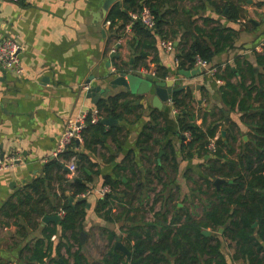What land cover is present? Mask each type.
I'll return each instance as SVG.
<instances>
[{
  "label": "crops",
  "instance_id": "crops-1",
  "mask_svg": "<svg viewBox=\"0 0 264 264\" xmlns=\"http://www.w3.org/2000/svg\"><path fill=\"white\" fill-rule=\"evenodd\" d=\"M106 1L0 0V36L11 37L21 43L25 68L24 74L19 75L0 66V149L5 155L22 156L16 165L0 172V264L40 263L39 259L32 258L37 239L47 241L50 229H59L58 223L45 221L44 217L55 214L63 207L65 196L74 206L81 199L87 201V214L82 220L79 242H71L75 248L81 246L90 261H101L110 245L109 235L115 232L125 236L122 225L126 216L121 215L131 208L126 203L129 198L126 193L137 194V198L132 200L135 207L141 204L143 210H150L156 193L163 188L150 171L160 164L165 166L162 171L164 182L169 183L163 195L172 192L176 195L175 203L179 208L191 207L193 213L202 214L204 203L195 202L202 201L204 195H195L193 188H196L195 180L202 183L203 177H208L204 162L215 156L210 154L203 159L202 154L196 153L194 158L184 160L180 148L187 135L181 132L180 109L169 100L162 108L154 106V91L140 94L128 87H113L110 81L118 73L141 77L145 69L165 73L164 80L156 75L154 79L168 82L173 89L192 90L194 100L191 107L198 125L207 128L212 123H219V135L222 136L221 131L226 130L225 141L233 135L237 136V147L240 141L250 140L248 136L252 124L245 117L249 110H243L239 103L245 100V104L259 105L255 101L257 91L249 97L253 83L249 65L254 67L256 85H259L258 74L264 75V65L257 57L258 52L264 53V0H234L244 10V16L237 21L218 11L222 0H166L164 9L173 12L167 15L168 24L164 29L168 31L167 37L173 41L174 49H166L164 39L157 35L156 44L146 48L149 52L147 67L141 65L137 69L133 68L136 54L130 46L136 39L134 31H126L125 27L117 36L107 20L110 9L123 0L114 1L108 11L105 9ZM196 25L204 32L196 31ZM216 27H221L224 34L234 33L232 46H226L209 62L219 68L223 78L210 75L197 62L193 66L187 64L182 67L178 59L181 52L178 43L185 45L186 41L191 43L199 39L215 48L212 43L221 38ZM173 30H178L179 34L175 35ZM190 30L191 34L183 35ZM120 40L122 43H119ZM118 62L124 65L126 72H112ZM227 66L231 67L232 74L226 70ZM228 81L234 85L232 89L227 86ZM97 86L102 87L96 92L99 97L88 96V90ZM258 88L263 91L264 84ZM117 95H123L117 110L120 118H115L111 125L103 123L106 132L110 133L104 143L93 144L90 149L86 146L84 134L92 142L93 130L83 133L74 148L79 159L74 156L65 162L67 166L75 161L76 173L52 167L51 178L43 182L46 189L42 187L35 192L32 186L46 175V164L58 160L52 154L68 121L84 110L98 108L99 103ZM233 99L236 104H233ZM169 144L177 151V171L173 168ZM146 177L157 190L154 192L145 188L142 195V191H136V185L145 182ZM108 178L119 181L116 190L123 202L114 199L113 204L99 212L97 204L102 199L99 194L92 193L87 198L74 194L75 181L95 188L106 185ZM26 193L32 195L31 202H25ZM178 199L188 201L190 205L179 204ZM8 203L16 205V208ZM135 207H132L131 215L136 213ZM200 207L201 211H198ZM109 209L111 213L105 215ZM20 210L23 213L32 212L26 217ZM62 212L59 211L61 218ZM32 216L33 220L29 221ZM148 219H153L152 212L148 213ZM96 232L104 237L106 243V252L97 259L90 249L95 243L92 237ZM59 236V233L52 235L53 249L50 254L52 258L62 260L55 250ZM230 242L226 239L224 242V247L226 245L230 249L228 257L235 252V244L232 243L230 248ZM47 247L49 244L46 243ZM61 253L67 256L65 247H62ZM232 263L245 264L243 260Z\"/></svg>",
  "mask_w": 264,
  "mask_h": 264
},
{
  "label": "trees",
  "instance_id": "trees-1",
  "mask_svg": "<svg viewBox=\"0 0 264 264\" xmlns=\"http://www.w3.org/2000/svg\"><path fill=\"white\" fill-rule=\"evenodd\" d=\"M222 1L223 3L217 7L221 14H226L234 21L240 20L244 16V10L238 2L234 0ZM165 2L166 0H123L116 3L108 13L107 20L111 22L110 28L117 36L131 22V12H136L147 5L155 15L156 31L146 28L140 21H136L132 26L136 36L134 42L130 43L136 54L133 61L134 69L141 65H144V68L147 67L146 60L149 52L146 48L156 44L157 35L164 40H168V31L164 29V26L168 24L167 15H171L173 10L164 9ZM172 17H175V15ZM194 28L198 32H204L197 25ZM215 29L218 30L221 37L220 40L212 43L215 48L204 44L199 39H195L191 43L186 41L185 45H183V42L178 43L181 48L178 59L182 67L187 64L193 66L196 63L197 56L210 62L216 53L224 50L226 46H232L234 33L224 34L225 31L221 27ZM173 31L175 35L179 34L178 30ZM189 34H191V30L188 34L183 35ZM187 44L190 45L187 46ZM257 57L259 62L264 65V53L258 52ZM116 64L118 72H126L123 70L124 65L122 63L118 62ZM249 67L250 69H248L253 75L249 97L251 98V94L257 91L255 101H258L259 105L255 107L254 104H245V100L239 103L243 110H249V112H246L245 117L251 120L252 128L249 132L251 135L250 140L240 141L238 147L236 145L238 142L237 136L233 135L225 141L219 135V123H212L207 128H203L195 122V112L191 107L194 99L190 88H183L174 92L171 96L176 107L180 109L181 132L183 134L190 133V137H184L180 148L184 160L194 158L196 153L202 154L203 159L206 155L213 154L215 156L206 159L204 162L206 165L204 171L208 177H203L204 181L202 183L189 177L191 180H195L196 188H193L195 195H206L200 201L201 203L204 202L202 214L193 213L191 207L179 208L175 203L176 195L172 192L163 195L169 183L164 182L162 171L165 170V166L160 164L153 171H150L158 180V183L163 185V188L156 193L157 196H155L150 210H143L141 204L135 207L132 200L137 198V194L126 193L129 196L126 203L131 208H128L121 215L126 216L125 223L122 225L125 236L122 233L118 235L115 232L109 235L110 245L101 261H90L81 246L75 248V244L71 242V240L79 242V233L83 227L82 220L86 218L87 214V201L81 199L75 206L70 205L68 196H65L63 207L53 214H59V211L64 212L58 222L59 229L58 227L50 229L46 235L47 241L37 239V248H33L32 258L39 259V264H232V262L240 260H243L245 264H264V90L260 91V88H258L259 85L263 86L264 84V75L258 74L259 85H256L253 73L254 67L251 65ZM226 70L232 74L230 66H227ZM216 75L218 79L223 78V75L219 72ZM156 76L163 80L166 78L165 73L157 71ZM227 86L231 89L234 87L230 81L227 82ZM122 97L123 95L113 96L99 103L97 107L100 113L105 118L119 119L120 115L117 110L119 100ZM236 102L233 99V104H236ZM105 128L106 126L102 121L92 123L91 117L87 118V127L84 133L91 130L94 133L92 142L84 134V141L88 148L92 149L93 144L104 143L106 137L110 134L106 132ZM213 139L216 141L215 152L209 149V144ZM76 144V141H74L68 150L63 153V161L55 160L46 164L44 169L46 175L35 181L36 183L32 186L35 192H39L42 187L46 189L47 186L43 182H47L51 178L52 167H59L62 170L65 169L66 160H70L74 156L79 159V154L74 150ZM169 146L171 147L170 153L173 155V168L177 171L179 168L177 151L172 144H169ZM218 178L226 181L217 186L215 181ZM60 179L63 178L60 177ZM89 180H92V177H89ZM105 182L106 185L112 187V192L99 200L97 204V211L99 212L113 204L114 199L123 202L122 197L119 196V191L116 190L119 181L108 178ZM152 183L150 178L146 177L145 182L137 183L136 191H142V195H144L145 188L148 191L155 192L157 187L151 185ZM73 185L75 195H81L91 188L87 184L76 181ZM25 195V202H31L32 195L29 193ZM141 198L139 202H141ZM160 202L162 205L156 211V206ZM9 205L16 208L14 204ZM132 207H135L136 213L131 215L130 212L134 210ZM31 212L25 211L23 213L20 210V213L26 214V217L29 214L31 215ZM150 212L153 213L152 220L148 219V213ZM110 213V209L107 212L105 211V215ZM33 218L32 216L29 221ZM221 228H223V232H220ZM204 230H210L211 234L205 235ZM57 233L60 236L55 250L57 256L61 257L62 260L52 258L50 254L53 249L51 237ZM216 233L220 235H216ZM118 239L128 247L129 255L116 248ZM225 239L231 241L229 243L230 248L232 243L235 244V252L230 257L223 252ZM46 243L49 244L47 248H45ZM62 247L66 248L67 256L61 253ZM45 259H50V261H45Z\"/></svg>",
  "mask_w": 264,
  "mask_h": 264
},
{
  "label": "built area",
  "instance_id": "built-area-1",
  "mask_svg": "<svg viewBox=\"0 0 264 264\" xmlns=\"http://www.w3.org/2000/svg\"><path fill=\"white\" fill-rule=\"evenodd\" d=\"M130 16L132 20L126 25V31H131L132 26L136 21H140L146 28L152 31H156V18L149 6L144 5L140 10L131 12ZM108 23L110 24V22ZM119 43H122V40H120ZM163 45L169 51H172L174 49V43L171 40H164ZM22 51L23 46L16 39L0 36V66L2 68L11 73L23 75L25 72V68L22 64ZM196 62L198 65L204 67L212 76L216 75L219 72V68L217 66L210 65L207 60L201 58L200 56H197ZM112 72H118L117 68L113 67ZM143 73V75H156L154 71L151 72L147 69L143 70ZM118 74L120 75V73ZM169 103H173V100L171 98L169 99ZM177 112L178 110L176 109L175 113ZM89 116L91 117L92 123H98L104 119V116L100 113L99 109L92 107L91 109L84 110L75 119L68 121L64 131L58 139L56 149L52 154L53 158L63 161L62 155L68 150L69 146L73 144L74 141L82 139L84 130L87 127V118ZM186 135L190 136V133L187 132ZM209 149L212 152L216 151V141L214 139L210 142ZM21 160L22 156L20 154L5 155L0 149V172L13 167L17 162ZM67 167L72 172V174L76 173L77 164L75 161L68 163ZM111 192L112 187L110 185H103L101 187H91L85 193H82L79 196L81 198H87L92 193H97L101 197H104ZM60 214L63 215L64 212Z\"/></svg>",
  "mask_w": 264,
  "mask_h": 264
},
{
  "label": "water",
  "instance_id": "water-1",
  "mask_svg": "<svg viewBox=\"0 0 264 264\" xmlns=\"http://www.w3.org/2000/svg\"><path fill=\"white\" fill-rule=\"evenodd\" d=\"M116 0H107L105 9L108 11L112 5V3ZM119 56V54L117 55ZM110 84L113 87L117 86H124L130 88L133 92L135 93H140V94H147V93H152L154 91V99H153V104L154 106L158 108H162L164 105L165 101H168L173 92L181 90V88L173 89L171 87V84H168V82H159L154 79V76L152 74H147L141 76H137L136 74H126V73H121L120 75L116 76L114 79H111ZM102 87L97 86V87H92L91 89L88 90V96L91 97H99L98 94H96L97 91H101ZM109 91V90H108ZM94 102L97 104L98 100H94ZM227 116H229L228 113H226ZM114 121H116L115 118H104L102 120L103 123L106 125H111ZM228 121V117H227ZM221 135L223 139H226L227 136V131L222 130ZM247 139V137H245ZM65 169L69 170L68 167L65 165ZM225 179L218 178L215 181V184L219 185L220 183L225 182ZM45 221H53L58 223L61 220V216L59 214L56 215H48L44 217ZM221 232L223 229L220 230ZM203 233L205 235H210L211 231L210 230H204ZM116 248L121 249L123 252L127 253L128 255L130 254V251L128 247L120 240L118 239L116 243Z\"/></svg>",
  "mask_w": 264,
  "mask_h": 264
},
{
  "label": "rangeland",
  "instance_id": "rangeland-1",
  "mask_svg": "<svg viewBox=\"0 0 264 264\" xmlns=\"http://www.w3.org/2000/svg\"><path fill=\"white\" fill-rule=\"evenodd\" d=\"M249 137H250V135L248 136V139H249ZM159 188V187H158ZM159 189H162V188H159ZM157 196V195H156ZM206 197V195H204V198ZM198 202H200L199 200H197V202H195V204L196 203H198ZM178 203L180 204H183L184 205V203L186 204V205H190V202H188V201H185V200H182V199H178ZM204 203V202H203ZM203 203H202V205H203ZM161 202L158 204V208L160 209V207H161ZM148 206H149V204H148ZM149 208V207H148ZM198 211H201V207L200 208H198ZM218 233H216V235H217ZM93 240L95 241V243L92 245V248H91V246H90V249L92 250V254L95 256V258L97 259V258H100L105 252H106V243H105V240H104V237L99 233V232H96V234L95 235H93ZM96 242H97V244H96ZM230 252V249L229 248H227L226 247V245H225V247H224V253L226 254V255H228V253ZM229 256V255H228ZM232 264H234V263H232ZM239 264V263H238Z\"/></svg>",
  "mask_w": 264,
  "mask_h": 264
}]
</instances>
